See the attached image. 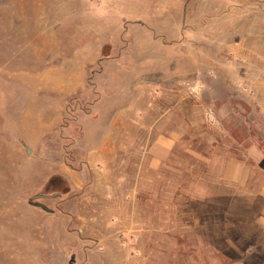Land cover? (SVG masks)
<instances>
[{
	"label": "rangeland",
	"instance_id": "374dc122",
	"mask_svg": "<svg viewBox=\"0 0 264 264\" xmlns=\"http://www.w3.org/2000/svg\"><path fill=\"white\" fill-rule=\"evenodd\" d=\"M165 3L0 0V264H229L239 256L250 224L240 205L224 213L203 198L219 189V173L193 164L185 152L193 138L158 167L137 151L120 150L117 163L88 157L110 128L126 78L80 65L96 47L102 60L118 45L135 47L139 32L173 49L180 75L201 67L204 85L175 87L179 115L196 120L200 152L207 139L220 152L235 147L220 138L222 126L246 147H264V0H185L162 32L119 27L122 16ZM131 127L132 143L153 139ZM53 174L67 179V192L45 189ZM36 194L51 212L29 203Z\"/></svg>",
	"mask_w": 264,
	"mask_h": 264
},
{
	"label": "crops",
	"instance_id": "0c3cea01",
	"mask_svg": "<svg viewBox=\"0 0 264 264\" xmlns=\"http://www.w3.org/2000/svg\"><path fill=\"white\" fill-rule=\"evenodd\" d=\"M184 1L166 0L159 9L150 11L147 15H131L128 18L122 16L118 21L119 27L120 25L122 27L125 22L127 24L138 22L133 26L135 30L140 27L144 30L156 29L162 32V23L172 22L171 14L174 15ZM125 26L129 27V24ZM171 29L170 27L169 30ZM139 33L144 34L135 39V47L118 45L114 47L115 55L109 56L106 60L100 59L96 47L94 53L90 54L89 58H84L80 65V69L99 65L100 69L114 70L123 79L126 78L121 104L110 113L113 120L108 132L104 131L102 140L90 147L89 159H99L104 163L114 160L117 163L124 157L120 154V150L127 151L125 156L128 152L137 151L138 160L148 161L150 166L158 167L167 159L173 158L179 146L183 145L184 137L193 138L195 141L186 143L185 151L192 156L193 164L201 160L202 164L208 168L209 176L212 167H218L219 176L215 181L219 189L217 192L210 190L204 192L203 198L208 197V200H211L210 204H217L220 211L224 210V213L228 203H233L234 206L240 205L239 207L244 209L240 214L244 215V221L250 224L249 233L246 234L248 239L242 243L239 256L229 264H264V147L254 141H250V146L246 147L222 126L220 138H230L235 147L229 153L220 152L207 139L202 143L203 152H200L195 144L197 140L192 134V131L197 129L196 120L188 114L186 118L179 115L181 105L175 87L183 84L204 85V80L199 75L201 67L192 65L186 76L180 75L177 57H172L173 49L163 45L164 42L161 39H155L150 33ZM75 85H78L76 92L82 89V78ZM68 86L72 87V84L69 83ZM68 90L71 89H66L65 94ZM69 92L71 93L72 90ZM260 105V115L264 119V102ZM234 114L240 117L237 113L234 112ZM148 116H154V122L148 124ZM132 122L135 124L136 132L144 135L151 134L153 139L149 143H132L131 136L135 132L131 127ZM116 135H121L125 142L121 145L119 142H111ZM87 162L90 164V160ZM65 172L67 176H74L68 168ZM253 183H257L254 188H252ZM228 186L233 190L228 192ZM244 228L247 229V227ZM224 240L226 242V239ZM219 247H221L220 244ZM226 250L225 243L224 255L227 253Z\"/></svg>",
	"mask_w": 264,
	"mask_h": 264
},
{
	"label": "trees",
	"instance_id": "16d2710c",
	"mask_svg": "<svg viewBox=\"0 0 264 264\" xmlns=\"http://www.w3.org/2000/svg\"><path fill=\"white\" fill-rule=\"evenodd\" d=\"M68 181L60 174H53L49 177L45 184V189L49 191L67 192Z\"/></svg>",
	"mask_w": 264,
	"mask_h": 264
},
{
	"label": "water",
	"instance_id": "95a60500",
	"mask_svg": "<svg viewBox=\"0 0 264 264\" xmlns=\"http://www.w3.org/2000/svg\"><path fill=\"white\" fill-rule=\"evenodd\" d=\"M44 197H45V195H43V194H36V195H34V196H32L30 198L29 203L31 205H33V206L40 207V208H42L45 211L51 212L52 210L46 204L38 201V199H41V198H44Z\"/></svg>",
	"mask_w": 264,
	"mask_h": 264
},
{
	"label": "built area",
	"instance_id": "2783aa9c",
	"mask_svg": "<svg viewBox=\"0 0 264 264\" xmlns=\"http://www.w3.org/2000/svg\"><path fill=\"white\" fill-rule=\"evenodd\" d=\"M207 118L209 119H213L214 120V117H213V113H212V111H208L207 112ZM213 122H215V121H213Z\"/></svg>",
	"mask_w": 264,
	"mask_h": 264
}]
</instances>
